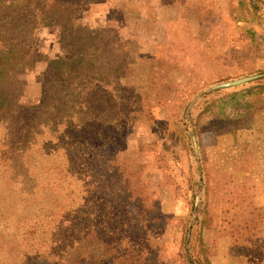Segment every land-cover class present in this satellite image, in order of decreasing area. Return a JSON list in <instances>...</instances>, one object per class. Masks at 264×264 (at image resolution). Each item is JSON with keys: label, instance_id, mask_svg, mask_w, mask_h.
<instances>
[{"label": "trees", "instance_id": "16d2710c", "mask_svg": "<svg viewBox=\"0 0 264 264\" xmlns=\"http://www.w3.org/2000/svg\"><path fill=\"white\" fill-rule=\"evenodd\" d=\"M108 1L0 0V264H211L222 238L229 256L264 264V206L256 203L249 173L233 168L214 184L204 168L196 170L204 196L196 209V183L189 178L190 211L196 212L190 245L186 236L194 226L156 209L143 165L126 150L135 125L153 120L154 103L180 124L184 97L205 86L196 75L206 67L213 65L216 81L232 78L228 71L233 77L264 75L256 65L264 32L259 36L252 26L260 21L254 0L228 1L231 28L238 33L231 31L230 54H217L212 64L194 70L174 97L167 78L183 69L176 59L157 51L135 54L116 27H77L86 8ZM109 15L121 22L117 10ZM47 21L79 51L46 60L40 101L31 105L21 81L44 59L37 42ZM193 41L187 37L185 44ZM141 63L149 64V72L140 90L123 81L135 77ZM207 95H216L210 105L227 122L264 113V78ZM183 127L180 141L189 153ZM174 224L183 244L182 252L171 255L164 232Z\"/></svg>", "mask_w": 264, "mask_h": 264}, {"label": "rangeland", "instance_id": "374dc122", "mask_svg": "<svg viewBox=\"0 0 264 264\" xmlns=\"http://www.w3.org/2000/svg\"><path fill=\"white\" fill-rule=\"evenodd\" d=\"M229 0H163V3L177 5L178 16L173 21H160L152 17L150 8L146 5L150 0H110L106 3L92 5L84 11L83 18L77 21V27L84 30H96L104 27H116L123 40H129L135 54L149 55L158 53L161 58L176 59L183 69L171 72L167 83H171L169 96L174 97L181 92L183 86L190 78V74L203 64H212L217 55L230 54V34H238L232 30L228 17ZM262 26L254 21L252 26L257 34L264 32V0H254ZM200 8L204 11L201 12ZM111 10H117L121 22H117L109 15ZM151 16V17H149ZM178 37V38H177ZM187 37L194 39L190 45L185 44ZM37 49L44 57L37 63L35 69L27 74L21 81L26 88L27 103L36 105L40 101V86L46 69L47 59L70 58L78 53L77 43L63 42L60 38V28L52 21L39 30ZM182 60L179 61V58ZM229 65V63L227 64ZM257 68H264V53L257 59ZM213 65L206 67L196 79L205 86L184 97L183 118L180 124L176 118L169 119L166 109L161 104L152 105L153 120L138 122L135 133L126 142V150L135 163L143 165L148 179L155 207L167 216L182 217L187 226H194L190 245L195 243L194 217L190 211V183L189 178L198 186V168L195 164L190 138L187 139L191 150L185 153L178 128L185 124L186 134L196 130L199 160L204 174L209 175L212 183L220 184L222 176L228 174L233 168L250 174L256 184V203L264 206V113L247 116L227 122L220 116L216 106L211 102L217 99L216 92L232 91L246 87V84L228 90L207 92L215 84L223 83L249 75L233 77L228 71L229 78L225 81H216ZM149 64H139L137 75L124 80L126 84L145 89L147 87V74ZM255 75V74H253ZM200 92L203 95L194 103L187 116L185 111L189 102ZM183 99V100H184ZM151 100L155 101L152 95ZM210 108L208 111L205 108ZM200 115V117H198ZM167 119H169L167 121ZM167 121V122H166ZM257 129L254 130L256 127ZM247 131H244V130ZM251 130V132H250ZM244 131L242 137H234L237 132ZM257 135V137H256ZM223 145L222 150L214 146ZM237 151V152H236ZM236 178V177H235ZM195 184V185H196ZM194 185V186H195ZM199 192V190H198ZM200 201L204 196L199 192ZM161 210V211H160ZM174 224L167 232V248L171 255L182 252V233ZM228 240L217 241V253L210 259L211 264H256L254 257L241 255H228ZM227 249V250H226ZM229 257V258H228ZM231 263L225 262L227 259Z\"/></svg>", "mask_w": 264, "mask_h": 264}, {"label": "water", "instance_id": "95a60500", "mask_svg": "<svg viewBox=\"0 0 264 264\" xmlns=\"http://www.w3.org/2000/svg\"><path fill=\"white\" fill-rule=\"evenodd\" d=\"M261 78H264L263 74H255V75L245 76V77L238 78L235 80H231V81L212 85L207 89V92H216V91H221V90L233 89V88L240 87V86H243L246 84H250V83H252L258 79H261ZM203 93L204 92H200L189 102L187 109L185 111V116L188 115V113H189L190 109L192 108V106L194 105V103L203 95ZM189 138H190L191 148H192L194 159H195V164H196L197 168L199 169V172H201V165H200V160H199L197 140H196L195 134L191 131H189ZM199 201H200V196H199V192H198V186L196 184L194 186V209L197 208ZM195 215H196V212L194 211L193 216H195ZM188 240H189V232L187 233V236H186V241H188Z\"/></svg>", "mask_w": 264, "mask_h": 264}, {"label": "crops", "instance_id": "0c3cea01", "mask_svg": "<svg viewBox=\"0 0 264 264\" xmlns=\"http://www.w3.org/2000/svg\"><path fill=\"white\" fill-rule=\"evenodd\" d=\"M162 1L163 0H150L149 3H146L147 6L151 3L148 7H151L150 11H151L152 17L157 18L160 21H165V22L175 20L176 17L178 16L177 5L172 4V3L166 4V3H163ZM149 17H151V16H149ZM256 129H257V127L254 130H256ZM244 131H247V130L245 129ZM244 131L237 132L236 134H234L235 135L234 137H236V135H237V137H240V136L242 137V134L244 133ZM250 132H251V130H250ZM256 137H257V135H256ZM222 146L223 145L219 144V145L214 146V147L216 148V151H218V149L222 150ZM231 261H232V259L231 260L227 259L225 262L231 263Z\"/></svg>", "mask_w": 264, "mask_h": 264}]
</instances>
